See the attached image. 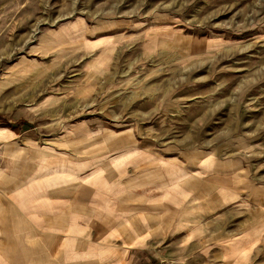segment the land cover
Here are the masks:
<instances>
[{"label": "rangeland", "instance_id": "1", "mask_svg": "<svg viewBox=\"0 0 264 264\" xmlns=\"http://www.w3.org/2000/svg\"><path fill=\"white\" fill-rule=\"evenodd\" d=\"M86 119L102 131L81 155L121 135L264 180V0H0V127L50 138ZM183 241L154 264H202Z\"/></svg>", "mask_w": 264, "mask_h": 264}, {"label": "crops", "instance_id": "2", "mask_svg": "<svg viewBox=\"0 0 264 264\" xmlns=\"http://www.w3.org/2000/svg\"><path fill=\"white\" fill-rule=\"evenodd\" d=\"M0 129V264H154L178 237L202 264L264 260V180L240 159L121 135L81 155L74 144L101 134L93 119L50 138Z\"/></svg>", "mask_w": 264, "mask_h": 264}]
</instances>
